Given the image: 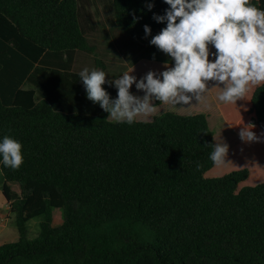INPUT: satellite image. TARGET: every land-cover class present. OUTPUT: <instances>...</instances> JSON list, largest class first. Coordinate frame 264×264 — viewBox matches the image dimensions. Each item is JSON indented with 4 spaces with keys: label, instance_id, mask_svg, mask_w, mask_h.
I'll list each match as a JSON object with an SVG mask.
<instances>
[{
    "label": "trees",
    "instance_id": "obj_1",
    "mask_svg": "<svg viewBox=\"0 0 264 264\" xmlns=\"http://www.w3.org/2000/svg\"><path fill=\"white\" fill-rule=\"evenodd\" d=\"M110 1L116 27L137 44L166 27L153 19L169 7L164 0ZM250 3L264 9V0ZM84 51L94 52L78 0H0V141L17 140L23 155L18 170L0 163L1 193L20 237L0 245V264H264V182L246 185L249 167L225 170L228 159L264 167V85L236 104L217 99L235 133L254 124L261 140L240 141L214 165L206 114L166 111L117 123L86 98L79 79L66 90ZM150 57L174 64L156 48ZM99 67L105 63L94 58ZM39 72L48 75L35 79ZM45 82L53 91H42ZM246 144L259 154L242 151ZM218 167L226 173L212 177ZM53 209L63 212L59 225ZM39 217L38 237L26 239L27 222Z\"/></svg>",
    "mask_w": 264,
    "mask_h": 264
},
{
    "label": "clouds",
    "instance_id": "obj_2",
    "mask_svg": "<svg viewBox=\"0 0 264 264\" xmlns=\"http://www.w3.org/2000/svg\"><path fill=\"white\" fill-rule=\"evenodd\" d=\"M169 7L164 15H153L166 27L152 36L150 44L169 56L174 66L165 64L162 72L148 71L139 80L125 71L116 79L106 80L107 74L95 68H83L79 73L86 98L117 123L133 124L139 116L156 111V103L178 108L200 103L208 90V82L219 88V101L236 104L252 86L264 85V9L250 0H164ZM153 7L148 5L149 10ZM145 36L151 28L144 26ZM209 45L215 52L211 53ZM212 55L213 60L209 57ZM117 89L115 99L102 85ZM135 85V95L130 89ZM221 85L223 87H221ZM183 108V107H179ZM254 124L241 128L240 139L260 142L252 130ZM264 136V133L261 134ZM209 159L214 165L225 163L229 146L214 143ZM0 163L18 170L23 164L22 144L4 136L0 141ZM199 167V165H198Z\"/></svg>",
    "mask_w": 264,
    "mask_h": 264
},
{
    "label": "rangeland",
    "instance_id": "obj_3",
    "mask_svg": "<svg viewBox=\"0 0 264 264\" xmlns=\"http://www.w3.org/2000/svg\"><path fill=\"white\" fill-rule=\"evenodd\" d=\"M78 4H79V20L85 31H89L91 27L90 25L91 19L93 18L101 17L107 20L113 19L110 0H78ZM89 36H90L89 38L90 44L91 43L96 44L98 36L95 34H89ZM99 43H101L100 40ZM150 46H151V55H152L153 50L156 47L151 44ZM141 49H142L141 47L139 48V44H137V47L135 48V52H134V55H136L135 56L136 59H138L141 53L142 54L144 53L143 51H141ZM162 55H164L163 52ZM102 58L105 60V62L107 61V62L115 63V62H119V60L120 62H124V58L122 57H118V58L102 57ZM116 59L119 60L117 61ZM130 60L131 58H129V61ZM150 70L159 73L164 71L165 68L164 65L161 63L147 61L144 65H139L135 67L134 70L131 72V74L136 76L137 79L139 80ZM214 86H215L214 82L211 81L208 82L207 87L209 91L205 93L204 99L200 103L193 100L190 105H177L178 108L175 109L169 105L159 104L156 105V111L154 113H152L149 116H139L137 117V120L150 121L154 116L161 115L166 111H172L181 115L204 113L207 115L209 126L214 133L215 143H226L229 146V150H230L233 147L239 145L240 141L242 140L240 139L239 135L235 133L223 119L217 103L219 93L213 91ZM130 90L135 95H140V96L143 95V92H138L136 90L135 85H133ZM179 107H183V108H179ZM229 139H231L232 142ZM242 151L246 152L247 154L251 153L252 156H255V154H259V150L256 147L254 148L250 144H246V146L243 145ZM258 160L260 159L258 158ZM227 162H228L227 166L225 167V170L227 172L236 169H241L244 167H249L252 170L250 176L248 177L245 183L246 185H256L258 183L264 182V167L261 165V163L249 166L248 164L245 163V161H243L242 163L235 164L234 162H231L228 159ZM218 168L214 171L212 177L220 176L219 173H226V172H221L220 170L221 168L219 169ZM11 187L15 192H19V187L17 184H12ZM62 213L63 212L61 209H53L52 215H53L54 225H59L62 223L63 221ZM41 220L42 218L39 217V218H34L29 222H27L26 239H35L38 237ZM19 238L20 237L16 226V217L13 213L10 212L9 205L8 203H6L4 197L2 196L0 189V245L5 243L17 242Z\"/></svg>",
    "mask_w": 264,
    "mask_h": 264
},
{
    "label": "crops",
    "instance_id": "obj_4",
    "mask_svg": "<svg viewBox=\"0 0 264 264\" xmlns=\"http://www.w3.org/2000/svg\"><path fill=\"white\" fill-rule=\"evenodd\" d=\"M90 25L91 27L89 31H85L83 27L82 29L88 39L90 38L89 34H95L98 36L96 44L91 43V48L94 50V52L84 51V52H80L77 55L74 66H73V70L71 72V74H74L76 77L73 78L72 76L68 75L67 80H66V83H67L66 90L72 91V82L73 81L75 82L76 79H79L78 81H81L78 73L83 68L85 67H88L89 69L94 68V58H98V59L100 58L105 63V70H102V68L100 67L98 68V70H102L107 74L106 80L119 78L123 74V70L125 66L127 68L126 71L131 72L132 70H134L135 67L139 65H144L147 61L157 62L163 65L166 64L161 61L151 60V57H150L151 56V46L149 42L146 45L139 44V48L141 47L142 48L141 51H143L144 53L143 54L141 53L138 59H136L135 57L136 55H134V52H135V48L137 47V43L133 41L132 39H130L129 37H127L125 34H123L116 27L114 23V18L108 19V20L105 18H101V17L93 18L91 19ZM99 40L101 41V43H99ZM102 57L104 58L122 57L124 58V62H120L119 59H118L119 62H115V63L107 62V61L105 62V60ZM129 58H131L130 61H129ZM167 64H169L170 66H174V64H171V63H167ZM45 75H48V74L47 73L41 74L39 72L38 74H35V79L43 80V78H45ZM107 86L109 85L107 84ZM24 88L25 89H30V88L36 89L35 86L29 85V84H26ZM111 88H113L115 91H114V94L110 97L115 99L117 96V89L114 86H112ZM53 89L54 88L51 83L47 84V82H45V88L42 89V91L44 90V93L46 94V92L49 93V91L51 92L53 91ZM45 97H47V95H45ZM139 121H142V120H139Z\"/></svg>",
    "mask_w": 264,
    "mask_h": 264
}]
</instances>
